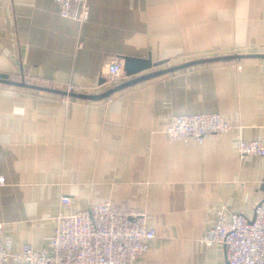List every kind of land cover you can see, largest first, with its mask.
<instances>
[{
    "label": "crops",
    "instance_id": "obj_1",
    "mask_svg": "<svg viewBox=\"0 0 264 264\" xmlns=\"http://www.w3.org/2000/svg\"><path fill=\"white\" fill-rule=\"evenodd\" d=\"M85 23L53 0H0V72L100 94L116 58L167 60L264 54V0H89ZM80 42L82 45L80 46ZM218 113L234 127L203 142L173 140L178 115ZM238 137L264 138V57L191 65L100 100L0 82V239L48 247L60 199L72 209L111 202L146 215L157 236L137 264H230L207 244L221 198L252 219L264 158L239 156Z\"/></svg>",
    "mask_w": 264,
    "mask_h": 264
},
{
    "label": "built area",
    "instance_id": "obj_2",
    "mask_svg": "<svg viewBox=\"0 0 264 264\" xmlns=\"http://www.w3.org/2000/svg\"><path fill=\"white\" fill-rule=\"evenodd\" d=\"M53 1L62 17L79 23L89 20V0ZM124 64L122 57L111 62L108 82L120 83L125 78ZM65 91L79 92L72 84ZM233 128L221 114L197 113L176 116L166 132L173 140L194 139L201 143L208 135L227 134ZM236 148L242 158H264V138L238 137ZM60 205L46 249L25 245L17 251L11 238L0 239V264H137L157 236L146 215L135 209L100 202L89 209L67 213L65 208L73 206L69 196H62ZM3 232L4 223L0 222V236ZM204 241L223 244L230 264H264V193L252 219L229 210L219 198L213 226L206 232Z\"/></svg>",
    "mask_w": 264,
    "mask_h": 264
},
{
    "label": "water",
    "instance_id": "obj_3",
    "mask_svg": "<svg viewBox=\"0 0 264 264\" xmlns=\"http://www.w3.org/2000/svg\"><path fill=\"white\" fill-rule=\"evenodd\" d=\"M244 57H264V54H233V55H226V56H218V57H212V58H203L198 60H192L189 62H185L183 64L169 67V68H163L159 70H155L152 72H148L145 74H141L144 71H148L150 69H153L155 67H159L164 65L167 60L159 61V62H153L151 56L148 58H138V57H131V56H122L124 59V71L127 77H130L131 79L126 80L114 87L109 88L108 90L100 93V94H85V93H77V92H70L67 91H61L57 89L37 86V85H30L27 84L25 81H14L10 78V75L7 73H1L0 72V82L10 84V85H20L24 87H30L34 89L39 90H45V91H51V92H57L68 96H75L82 99H89V100H100L104 98H109L114 93L121 91L125 88L131 87L135 84L140 83L143 80L150 79L156 76H160L162 74L183 69L186 67H189L191 65L201 64V63H207V62H214V61H225V60H232V59H241ZM255 218V216L253 217Z\"/></svg>",
    "mask_w": 264,
    "mask_h": 264
}]
</instances>
